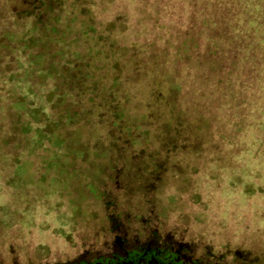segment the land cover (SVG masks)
Instances as JSON below:
<instances>
[{"label":"rangeland","instance_id":"374dc122","mask_svg":"<svg viewBox=\"0 0 264 264\" xmlns=\"http://www.w3.org/2000/svg\"><path fill=\"white\" fill-rule=\"evenodd\" d=\"M80 1L82 13L61 15L70 31L51 40L21 18L17 0H0V208L28 222L9 233L62 243L89 184L80 173L100 164L111 124L138 147H158L174 116L190 149L177 187L202 198L201 229L264 245V71H225L214 0ZM68 113L81 121L69 124ZM49 125L59 127L40 137Z\"/></svg>","mask_w":264,"mask_h":264},{"label":"flooded vegetation","instance_id":"af4514ba","mask_svg":"<svg viewBox=\"0 0 264 264\" xmlns=\"http://www.w3.org/2000/svg\"><path fill=\"white\" fill-rule=\"evenodd\" d=\"M171 121L158 147H138L140 138L121 127L97 150L100 164L80 173L89 184L60 231L62 243L9 233L28 222L24 212L0 208V264H264V245L255 238L235 241L201 229L202 198L177 187L190 149L171 129L179 119Z\"/></svg>","mask_w":264,"mask_h":264},{"label":"trees","instance_id":"16d2710c","mask_svg":"<svg viewBox=\"0 0 264 264\" xmlns=\"http://www.w3.org/2000/svg\"><path fill=\"white\" fill-rule=\"evenodd\" d=\"M17 1L24 13L21 18L32 20V30L43 31V36L51 40L58 37L63 38L65 33L70 31L69 26L63 25L61 28V15L74 8H78L79 13L86 9L80 5V0ZM259 2V0H214V54L218 56L225 54L229 57L230 63L224 66L225 71H264V11L260 9ZM15 12L17 14L18 11ZM13 16L16 15L13 14ZM16 20L20 18L16 17ZM4 33L7 31L5 30ZM7 35L12 41L14 33L9 32ZM35 38L37 39V36L31 37L27 43L33 42L32 44L36 46ZM116 82L112 84L114 89ZM260 83L258 92L262 91L264 98V76L261 77ZM234 89H239V87ZM113 92V89L107 92L108 99H115ZM81 119L78 113L67 114L69 124L81 121ZM60 123L54 125L59 124L60 126ZM120 124L121 122L112 124L115 127L114 131L122 130L119 127ZM54 125H49L50 127L47 128L49 130H46V127L40 130V133L42 132L40 137H44L43 133L52 135V131L59 127H54ZM128 133L129 131H126V134Z\"/></svg>","mask_w":264,"mask_h":264}]
</instances>
